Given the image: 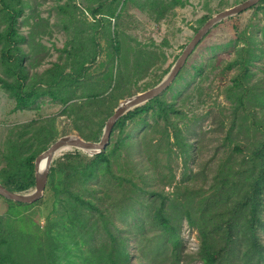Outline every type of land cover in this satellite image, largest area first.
<instances>
[{
	"label": "trees",
	"instance_id": "1",
	"mask_svg": "<svg viewBox=\"0 0 264 264\" xmlns=\"http://www.w3.org/2000/svg\"><path fill=\"white\" fill-rule=\"evenodd\" d=\"M19 1L0 0V67L13 80L0 76V85L10 90L15 110L38 108V101L46 96L51 100L58 97L62 104H68L76 95L75 88L86 86L80 81L85 68L81 66L70 73L55 63L39 73H29L25 56L19 53L18 39L22 37L18 32ZM116 1L101 0L104 4ZM101 5L99 2L90 9L97 23L106 19L105 15L113 16L110 10L102 11ZM161 6L163 3L157 1L156 7ZM95 54L96 50L91 61ZM185 63L186 60L160 93L117 118L103 150L88 155L74 149L53 159L46 186L52 193L54 215L49 218L47 228L39 230L42 238L33 232L32 220L23 214L33 203L0 195L7 201L5 215L0 214V264H131L129 240L133 236L136 258L145 256V250L151 246L154 257L160 260L169 254L167 264H179L188 257L183 252L178 222L182 217L196 228L195 253L202 264H264V244L258 236V229L264 226L260 217L264 140L252 150L247 148L248 165L230 167L227 172L229 166L221 162L216 173L211 178L204 177L203 185L190 189L191 193H187L186 185L183 189L176 186L170 195L149 189L152 159L145 133L139 131L141 134L135 141L136 154L141 155L146 146L149 148L145 160L131 159V132L125 130L131 120L141 119L139 124L148 127L149 138H157L155 152L161 150L167 157L173 148L184 152L185 137L171 120L170 111L178 106L175 100L179 92L180 99H186L182 93L189 92V83L196 87V75H200L186 80L182 75ZM242 68H246L245 64ZM179 80L182 85L175 87ZM106 86L98 94H104ZM168 89L173 91L171 100L166 98ZM95 92L87 87L86 94H82L94 96ZM239 96L243 98L242 94ZM98 100L94 113L99 116L95 121L91 113L76 110V115L79 113L85 120L82 128L78 125L76 129L83 138L93 141L100 138L105 120L113 112L109 108L110 98ZM85 103L75 100L63 111L79 109L76 107ZM52 122L32 119L9 128L0 147V183L4 187L24 191L34 186V159L54 139ZM91 122L92 127L82 130ZM233 149L243 150L238 145ZM142 169L148 172L142 175ZM162 179L159 176L153 181L158 185ZM180 193H186L182 200L177 198Z\"/></svg>",
	"mask_w": 264,
	"mask_h": 264
},
{
	"label": "rangeland",
	"instance_id": "2",
	"mask_svg": "<svg viewBox=\"0 0 264 264\" xmlns=\"http://www.w3.org/2000/svg\"><path fill=\"white\" fill-rule=\"evenodd\" d=\"M157 1L163 3L159 9ZM241 1L118 0L105 4L101 0L19 1L18 32L22 35L18 39L19 53L25 56L29 73H39L55 63L70 73L83 66L85 70L80 81L86 86L75 88L76 95L68 104H62L58 97L51 100L46 96L38 101V108L15 110L10 90L0 85V147L14 123L40 118L53 121L55 135L51 142L65 134L82 137L76 129L85 123L79 113L76 115L79 110L91 113L95 121L99 116L94 113L96 100L104 96L110 98L109 108L114 110L121 99L157 84L206 19ZM99 2L102 11L110 10L113 16L105 15L106 19L97 23L90 9ZM94 50L96 54L91 61ZM185 66L182 75L186 80L197 73L200 75H196V87L189 83V92L182 93L186 99H180L178 91L175 100L178 106L170 111L171 120L182 129L185 137L184 152L173 148L169 157L161 150L155 152L157 138H149L148 127L139 124L141 119L131 120L132 124L125 127L131 132L133 161L141 157L145 160V152L151 148L149 189L163 190L168 195L176 186L183 189L185 185L187 193H191L190 189L193 191L197 185H203L204 177L208 179L216 173L221 162L229 166L227 172L230 167L248 165L247 148L252 150L264 140V0L210 27L188 55ZM0 76L13 81L1 67ZM178 85L181 86L182 81L179 80L175 87ZM105 86L104 94H98L97 91L101 92ZM87 87L96 91L94 96L82 94H86ZM172 93L170 89L166 91L167 100L174 98ZM75 100L86 103L76 107L79 109L63 111ZM176 111L180 112L175 114ZM92 125L93 122L82 130ZM139 131L150 141V147L146 146L141 155L135 153ZM234 145L243 150L233 149ZM147 172L142 169L141 174ZM159 176L163 179L156 185L153 178ZM184 197L186 193L177 195L180 200ZM30 203L33 204L24 209L23 214L32 220L33 232L41 237L39 230L46 229L49 218L54 215L51 191L46 186L42 196ZM6 207L7 201L0 196L1 215H5ZM260 209L264 224V191ZM178 222L183 252L188 255L179 264H202L195 253L198 246L196 228L185 217ZM258 233L264 244V226ZM135 244L133 236L129 240L131 264H167L169 254L159 260L153 256L151 246L145 250V256L136 258ZM73 253L76 255L75 251Z\"/></svg>",
	"mask_w": 264,
	"mask_h": 264
},
{
	"label": "water",
	"instance_id": "3",
	"mask_svg": "<svg viewBox=\"0 0 264 264\" xmlns=\"http://www.w3.org/2000/svg\"><path fill=\"white\" fill-rule=\"evenodd\" d=\"M258 1L259 0H242L237 4L224 8L211 15L195 31L189 41L184 45L180 54L172 64L170 70L157 84L144 91L127 96L118 102L112 114L105 120L101 136L97 141L86 140L76 134H65L58 137L52 143H50L47 148L41 151L34 159L33 188L29 191H12L0 183V195L7 199L25 203H30L39 199L42 196L46 186L50 164L53 159L59 155H55L58 150L62 149L63 147H70L68 150L77 149L87 153L88 155H92L103 150L109 141L112 126L117 118L129 109L144 103L146 100L160 93L170 83L179 68L184 64L187 56L196 47V44L201 40L210 27L225 17L235 15L238 12L249 8ZM60 154H62V152ZM42 159H44L45 162L41 166L40 162Z\"/></svg>",
	"mask_w": 264,
	"mask_h": 264
},
{
	"label": "bare ground",
	"instance_id": "4",
	"mask_svg": "<svg viewBox=\"0 0 264 264\" xmlns=\"http://www.w3.org/2000/svg\"><path fill=\"white\" fill-rule=\"evenodd\" d=\"M69 148L70 147H63L62 149L58 150L55 155H58V154L60 155L61 152H64V151L68 150ZM44 162H45V160L42 159L40 162L41 166L44 164Z\"/></svg>",
	"mask_w": 264,
	"mask_h": 264
},
{
	"label": "flooded vegetation",
	"instance_id": "5",
	"mask_svg": "<svg viewBox=\"0 0 264 264\" xmlns=\"http://www.w3.org/2000/svg\"><path fill=\"white\" fill-rule=\"evenodd\" d=\"M176 58H177V57H176ZM176 58H175V60H176ZM175 60H174V61H175ZM173 63H174V62H173ZM171 66H172V65H171Z\"/></svg>",
	"mask_w": 264,
	"mask_h": 264
}]
</instances>
